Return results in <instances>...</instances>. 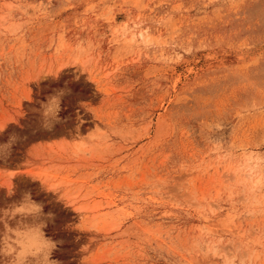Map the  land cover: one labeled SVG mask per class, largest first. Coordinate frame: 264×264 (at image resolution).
<instances>
[{"label": "rangeland", "instance_id": "374dc122", "mask_svg": "<svg viewBox=\"0 0 264 264\" xmlns=\"http://www.w3.org/2000/svg\"><path fill=\"white\" fill-rule=\"evenodd\" d=\"M0 264H264V0H0Z\"/></svg>", "mask_w": 264, "mask_h": 264}, {"label": "clouds", "instance_id": "9594fccd", "mask_svg": "<svg viewBox=\"0 0 264 264\" xmlns=\"http://www.w3.org/2000/svg\"><path fill=\"white\" fill-rule=\"evenodd\" d=\"M46 114H47V113H45V115H46ZM11 139H12V137L9 138V141H11ZM54 243H55V242H54Z\"/></svg>", "mask_w": 264, "mask_h": 264}]
</instances>
